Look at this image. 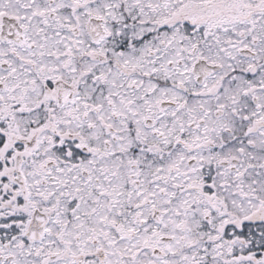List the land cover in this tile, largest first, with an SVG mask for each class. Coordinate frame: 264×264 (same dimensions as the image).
Wrapping results in <instances>:
<instances>
[{
	"label": "snow or ice",
	"instance_id": "snow-or-ice-1",
	"mask_svg": "<svg viewBox=\"0 0 264 264\" xmlns=\"http://www.w3.org/2000/svg\"><path fill=\"white\" fill-rule=\"evenodd\" d=\"M0 264H264V0H0Z\"/></svg>",
	"mask_w": 264,
	"mask_h": 264
}]
</instances>
